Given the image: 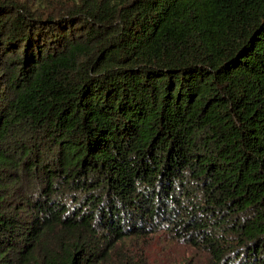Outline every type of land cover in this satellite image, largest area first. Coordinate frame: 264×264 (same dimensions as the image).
I'll return each instance as SVG.
<instances>
[{
    "label": "trees",
    "instance_id": "1",
    "mask_svg": "<svg viewBox=\"0 0 264 264\" xmlns=\"http://www.w3.org/2000/svg\"><path fill=\"white\" fill-rule=\"evenodd\" d=\"M161 237L264 264V0H0V264Z\"/></svg>",
    "mask_w": 264,
    "mask_h": 264
},
{
    "label": "rangeland",
    "instance_id": "2",
    "mask_svg": "<svg viewBox=\"0 0 264 264\" xmlns=\"http://www.w3.org/2000/svg\"><path fill=\"white\" fill-rule=\"evenodd\" d=\"M150 253L149 264H210L204 253L162 237L154 238Z\"/></svg>",
    "mask_w": 264,
    "mask_h": 264
}]
</instances>
